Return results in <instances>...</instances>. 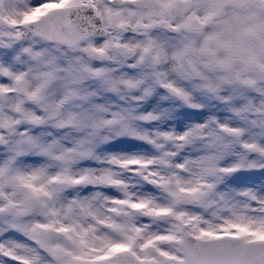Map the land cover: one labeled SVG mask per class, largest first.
<instances>
[{
  "label": "snow or ice",
  "instance_id": "obj_1",
  "mask_svg": "<svg viewBox=\"0 0 264 264\" xmlns=\"http://www.w3.org/2000/svg\"><path fill=\"white\" fill-rule=\"evenodd\" d=\"M0 264H264V0H0Z\"/></svg>",
  "mask_w": 264,
  "mask_h": 264
}]
</instances>
